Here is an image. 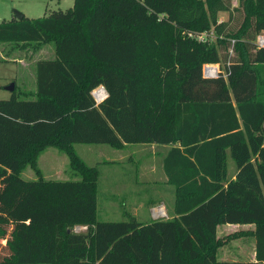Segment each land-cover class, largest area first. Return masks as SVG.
Instances as JSON below:
<instances>
[{
  "label": "trees",
  "instance_id": "1",
  "mask_svg": "<svg viewBox=\"0 0 264 264\" xmlns=\"http://www.w3.org/2000/svg\"><path fill=\"white\" fill-rule=\"evenodd\" d=\"M230 0H73L65 9L0 20V42L37 47L32 98H0V264H257L264 262V0H238L236 29L219 10ZM219 20V21H218ZM234 37L225 73L204 76L214 43ZM103 85L96 102L91 91ZM76 142L123 147L172 143L163 158L174 185L169 217L97 218L99 170ZM47 146L63 150L77 178L46 179ZM236 165L228 177L227 158ZM103 162H113L103 160ZM31 166L36 178L20 172ZM254 223L255 259H220L218 224ZM85 224L84 230H74ZM69 229V230H68Z\"/></svg>",
  "mask_w": 264,
  "mask_h": 264
},
{
  "label": "rangeland",
  "instance_id": "2",
  "mask_svg": "<svg viewBox=\"0 0 264 264\" xmlns=\"http://www.w3.org/2000/svg\"><path fill=\"white\" fill-rule=\"evenodd\" d=\"M230 3V10L218 11L219 20L226 21L225 31L228 29H236L240 25L243 17L242 9L236 7L238 0H230ZM72 4L73 0H0V20L10 19L14 14V9L21 10L25 15L39 16L44 11L48 12L56 8L65 9ZM200 34L202 35L201 39L203 41L216 45L218 53L220 54V59L216 62L225 73V64L229 62L230 58L236 52L233 46L235 38L228 37L227 41L219 43L217 38L224 36V33L218 35L215 33L213 26L209 29L201 30ZM255 39L256 36L254 37V42ZM28 44V47L23 48L17 42H9L7 44L0 42V52H3L4 55L7 50H11L6 53V58L0 57V98H8L13 90L17 98L34 97L32 94L34 87L32 88V83L29 79L32 76L31 64L39 54H42L39 55L41 57H50L51 54L48 53L47 47H51L53 44L52 42L45 44V53L42 52L43 48L35 53V49L33 48L34 42H29ZM205 62L209 61H204L203 64ZM11 81H14V89L7 88V85ZM74 147L88 164L96 165L99 170L97 190L98 219H126L129 214L135 216L138 220L165 216L164 213H158L160 206L158 205L159 199L155 197L156 192L152 189L143 192V186H151V181L147 180L143 182V151H141L143 142H130L122 148H117L102 142H76L74 143ZM105 159L114 160V162H103ZM228 159L229 163L233 167H236L232 157L229 156ZM37 164L42 171L43 177L46 179H66L77 178L79 176L78 174H74L70 168L67 154L55 146H47L39 155ZM232 166L230 169L233 168ZM163 172H165L164 168ZM20 175L26 179L37 177L34 169L29 165L20 172ZM119 184L121 186L123 185L125 189L118 191L112 190L111 187ZM150 210L155 217H150ZM147 216L149 217L147 218ZM223 229L224 227L222 225L218 228V233L221 231L219 233L221 243L217 251L220 250L221 253L224 249H230L235 253L236 243L242 237H235L232 233L235 232V229L238 231V228L227 229L230 231L229 233ZM242 230H245V228ZM217 256L220 258L218 252ZM24 264L49 263L26 262Z\"/></svg>",
  "mask_w": 264,
  "mask_h": 264
},
{
  "label": "crops",
  "instance_id": "3",
  "mask_svg": "<svg viewBox=\"0 0 264 264\" xmlns=\"http://www.w3.org/2000/svg\"><path fill=\"white\" fill-rule=\"evenodd\" d=\"M44 13H47V12L44 11L43 14ZM30 17H33V16H30ZM3 42L5 44L9 43V41H3ZM50 42H52V41H50ZM47 43L48 42L42 43L37 47L34 46L33 47L35 49L34 52L36 53L38 50H40L42 48H43L42 52H44V49H46L45 44H47ZM52 44L53 45H51V47H47L48 53L51 54L50 57H41L39 55H42V54H39V55H37V57L33 60L32 64H31L32 76H30L29 79H30V82L32 83V88L34 87V89H32V92H34L35 88H36V73H35L36 60H38L40 58H53L55 56V48H54L53 42H52ZM28 46H29V44L25 45L23 48H26ZM10 51L11 50H9V51L7 50L6 53H8ZM0 53H2V54H0L1 58H6L5 57L6 53H5V55L3 52H0ZM128 143H130V142H128ZM126 145H127V143L124 146H126ZM171 146H172V143L143 142V147L141 149V151H143V179H144L143 182H145L147 180L151 181V186H147V187L143 186V192L145 190H150V189H152L154 192H156L155 197H157L159 199L158 205L160 207H162L164 214H165V216H163V217H169V216L176 215V213L174 212V209H173L174 198H175V192H174L175 188H174L173 184H171L167 181V175L165 172H163V158ZM120 148H122V147H120ZM43 150H45V149H43ZM43 150L39 153V155L43 152ZM228 158H229V156H228ZM228 158H227V174H228V177H234L237 168L233 167L229 163ZM112 161L114 162V160H112ZM231 166L233 168L230 169ZM111 188L114 191L125 189V188H123V185L121 186L120 184L117 186H113ZM97 190H98V187H97ZM152 207H154V206H152ZM152 207H151V210H152ZM151 210H150V215H151L150 217H155L154 215H152ZM148 217L149 216H147V218ZM145 220H146V218H145ZM221 225L224 227L223 230H225V231H228L231 228H238V230H242L243 228H245V229H253L254 228V223H234V222L221 223V224H218L217 228H216V233H217L218 237H219V233L221 232V231H219V233H218V228ZM232 231H234V230H232ZM235 231H236V229H235ZM229 232L230 231H228V233ZM234 236L235 237H239V236L242 237L239 240V242L236 243V247L234 249L235 253H233L230 249H224V251L223 252L221 251V253H220V250H218L217 252L220 254V259H244V260L245 259L246 260L255 259V238H254V236L251 234H247V235L246 234H238V235H234ZM260 263L264 264V262H258L257 264H260Z\"/></svg>",
  "mask_w": 264,
  "mask_h": 264
},
{
  "label": "built area",
  "instance_id": "4",
  "mask_svg": "<svg viewBox=\"0 0 264 264\" xmlns=\"http://www.w3.org/2000/svg\"><path fill=\"white\" fill-rule=\"evenodd\" d=\"M197 38L201 39L202 35L200 33L197 34ZM255 43L258 46H264V30H262V32L260 31L256 35ZM220 71H222V70L220 69L217 62H215V63L214 62H205L204 64H202V72H203L204 76H209V77L210 76H217ZM91 93H92L96 102L101 101L107 95V91L103 85L96 86L95 88L92 89ZM158 213H164L161 210V207L159 208ZM85 228H86L85 224H77L74 226L75 230L85 229Z\"/></svg>",
  "mask_w": 264,
  "mask_h": 264
},
{
  "label": "water",
  "instance_id": "5",
  "mask_svg": "<svg viewBox=\"0 0 264 264\" xmlns=\"http://www.w3.org/2000/svg\"><path fill=\"white\" fill-rule=\"evenodd\" d=\"M14 14L17 18H22L24 13L19 10V9H14ZM7 88L9 89H14V81H11L8 85H7ZM69 230V229H68Z\"/></svg>",
  "mask_w": 264,
  "mask_h": 264
},
{
  "label": "bare ground",
  "instance_id": "6",
  "mask_svg": "<svg viewBox=\"0 0 264 264\" xmlns=\"http://www.w3.org/2000/svg\"><path fill=\"white\" fill-rule=\"evenodd\" d=\"M161 210L163 211L162 207H161ZM164 212V211H163Z\"/></svg>",
  "mask_w": 264,
  "mask_h": 264
}]
</instances>
